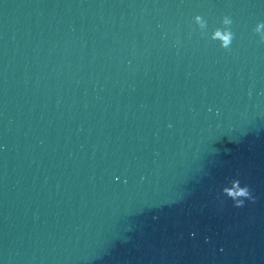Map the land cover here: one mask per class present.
Masks as SVG:
<instances>
[{"label":"clouds","instance_id":"obj_1","mask_svg":"<svg viewBox=\"0 0 264 264\" xmlns=\"http://www.w3.org/2000/svg\"><path fill=\"white\" fill-rule=\"evenodd\" d=\"M195 22L199 25L201 30L205 29L207 26L206 22L199 15L195 17ZM222 23L225 26H229L232 24V20L225 16ZM254 31L259 34L261 41L264 42V22L258 23ZM211 39L219 41L222 48L228 49L233 41V33L227 27L223 30L217 28L212 32ZM223 192L230 200L233 201L234 207L237 208L243 207L246 200L254 201L255 199L250 188L247 185L241 186L239 179L233 180L231 187L224 188Z\"/></svg>","mask_w":264,"mask_h":264}]
</instances>
